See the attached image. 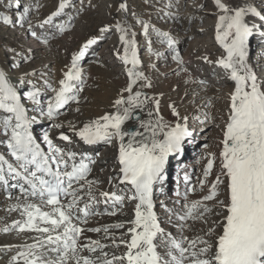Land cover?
Here are the masks:
<instances>
[{"label": "snow or ice", "instance_id": "snow-or-ice-1", "mask_svg": "<svg viewBox=\"0 0 264 264\" xmlns=\"http://www.w3.org/2000/svg\"><path fill=\"white\" fill-rule=\"evenodd\" d=\"M214 2L219 10L216 39L226 52L216 63L230 70L235 88L230 94L228 119L222 129L219 174L208 182L215 161V154L210 153L200 180L202 189L209 183L208 193L186 204L184 214L177 217L181 229L191 230L192 226L186 222L192 220L208 225L207 230L201 229L202 235L178 240L161 227L154 211V185L163 182L169 157L183 151L184 142L192 132L188 117L181 116L175 104L169 107L178 119L169 123L161 115L159 98L134 90L137 86L151 88L152 83L138 69L141 61L137 53V33L130 25L116 22L115 30L120 33L123 46L121 59L125 65H130L128 83L113 103L116 111L90 121L78 131L70 123L69 129L88 145L118 141L119 173L117 183L112 186L119 189L124 185L120 194L102 190V182L90 178L96 162L92 157L57 146L47 132L43 135L47 150L41 146L32 130L36 117L29 115L22 101L23 94L12 83L8 71L0 67V112L3 113L0 115V145L5 149L0 152V187L9 199L16 201L8 210L20 211L25 217L3 231L16 229L21 233L38 234L32 244H25L24 250L11 258L10 264H18L20 260L23 264H264V84L247 63L249 40L257 27L249 17H258L264 22V11L251 3L233 6L224 0ZM71 6V0H57L54 11L34 22L32 8L24 0H6L0 7L15 9L19 15L5 14L0 16V21L13 29L19 27L37 42L47 45L55 37L38 33L36 29L54 26L58 33H66L68 27L56 26L55 21ZM117 10L125 15L130 11L125 0H121ZM36 13L38 16L39 6ZM137 22L144 36H149L152 26L139 17ZM109 31H112L111 25L100 28V32ZM156 31L161 43L175 51L177 41L166 31ZM95 43V39H89L71 56L67 71L58 81L59 86L51 89L54 96L47 102L46 110L40 106L39 88L34 85V90L27 92L28 99L37 106L34 111L56 120L67 105L79 103V94L86 83L82 61ZM11 51L16 54L15 49ZM20 59L30 58L21 55ZM174 59L183 64L179 52ZM31 75L35 76L36 72ZM17 79L24 82L23 77ZM145 112L148 118L142 119L141 113ZM128 122H133L131 129L125 127ZM54 127L60 129L64 125L55 123ZM59 138L72 143V138L64 132ZM184 179L189 178L186 175ZM109 184H112L111 179ZM128 186L132 194L127 199L136 201L134 218L128 221L130 226L119 238L110 234V229H122L123 223L102 228L82 226L87 225L91 217L117 215V207L123 208L126 198L123 193ZM9 188L17 189L19 195L14 197ZM222 193L224 198H221ZM101 203L105 206L103 212L98 210ZM211 216L217 219H210ZM101 231L110 243L84 235ZM121 246L125 251L120 254L106 250ZM158 247L165 249L163 254Z\"/></svg>", "mask_w": 264, "mask_h": 264}, {"label": "rangeland", "instance_id": "rangeland-1", "mask_svg": "<svg viewBox=\"0 0 264 264\" xmlns=\"http://www.w3.org/2000/svg\"><path fill=\"white\" fill-rule=\"evenodd\" d=\"M228 1L231 0H224L226 3ZM4 2L6 0H0V4ZM24 2L32 8L34 22L45 18L55 10L57 5V0H24ZM120 2L121 0H71L72 6L66 9L65 14L55 21L56 26L63 24L68 27L69 30L66 33H58L54 26L36 29L38 33L42 32L44 35L55 37L50 39L47 45L37 42L19 27L13 29L0 21V66L5 67L9 75L14 76L16 86L21 85L19 91L23 94L22 101L26 107L29 106L28 103L32 102L26 98L27 92L33 90L35 85L36 88L40 89V92L45 93L40 96V99L41 103L43 102L41 106L45 107L46 110L47 102L54 96L51 89L59 86L56 77L62 76L66 66L70 65L71 56L74 53L79 51L89 39H95L96 43L88 48L86 57L82 61L83 68H87L86 66L89 64L94 67L88 73L83 91L79 94V103L72 102L67 105L62 110L63 114L56 120L41 116L34 110L32 115L30 114V116L36 117L34 124H37L36 128L39 129V132L46 129L52 139H56L61 132H64L72 138V149L80 147L83 153H88L83 146V141L78 136L74 137L75 133L65 130V124L71 121L78 126L80 125L81 117L85 115L86 108L94 102L92 92L109 90L112 88L111 85L115 83V90L118 91L128 83L127 70L130 65H125L121 59L123 46L119 40L120 33L115 30V24L116 22H123L130 25L132 30L137 33V53L138 59L141 61L138 69L143 71L152 83L151 88H139L137 86L134 90H140L150 97L159 98L160 105L166 108H170L169 105L171 104H181L180 114L188 117L187 124L192 136H194L186 138L183 150L191 154L192 149H194L195 152L190 159H194V154L197 157L199 155L202 157L199 158L201 165H194L198 175L192 180V183L200 182V169L207 161L203 157L206 155L205 151L209 154H215L212 174L208 177L210 183L220 171L222 129L228 119V97L235 88V82L230 79L228 70L216 63L221 55H225L216 43L213 37L214 33L212 35L219 10L216 8L214 0H125L130 10L125 15V13L117 10ZM246 3H251L258 10L264 11V0H247ZM169 4L172 7H167ZM37 6H39L38 16L36 13ZM5 14L18 16L19 12L15 9L0 7V16ZM138 17L152 26L149 36H144L142 27L137 22ZM255 18L257 27L254 29V36L249 40L247 61L264 84V35H261L264 33V22H261L258 17ZM104 25H111L112 31L100 32V28ZM157 29L168 32L177 41L175 51L161 43ZM12 49H15L16 54L11 51ZM156 52H159L160 55L156 56ZM176 52H179L182 57L183 64H178L174 59ZM21 55L30 59L22 61ZM213 67L221 69V71L219 70L220 73ZM42 68H46L48 74L41 77ZM183 69H187V72ZM33 71L36 72L35 76L31 75ZM26 72L29 73L28 76L24 75ZM17 77H23L24 82L21 83ZM45 81H47V85ZM192 83L196 86L195 100L192 98L194 93L189 91ZM209 101L211 102L210 105ZM35 107L37 106L35 105ZM77 108L79 111L76 110ZM178 111H180L179 108ZM162 116L169 123H174L178 119L171 111H169V116L165 117L164 114ZM55 123H62L64 127L57 129L54 127ZM41 134L43 135V133ZM85 145L95 152V156L94 154L91 156H94L96 161L98 160L96 167H99L101 172L98 179L101 178L100 188L103 189L102 187L106 186L110 180H106V177L115 172L117 167L107 166L101 157L111 154L115 150V139L111 143L101 142ZM61 147L67 149L64 145ZM173 157L174 155L170 156L169 160ZM209 183H206L203 189L200 188V185H196V191L207 192ZM165 188V194H169L167 192L169 188L166 186ZM128 192L129 190H125L123 193L126 198L129 195ZM168 196V199L172 198L170 194ZM195 196L193 195L191 198L192 201L198 200V197ZM155 198L160 203L161 208H159L163 210L164 201L167 199L162 193L157 194ZM221 198H224L223 193ZM206 203L211 205V202ZM174 204L180 205V202L176 199L173 206ZM128 208L129 205L124 203L122 209L127 211ZM179 208L180 206L176 207V209ZM98 209H102L101 212L104 211L103 208L98 207ZM169 219L170 215L167 212L161 220V227L168 229L165 231L166 233L173 229V227H169ZM1 232H4L3 229ZM13 232H6L3 235H10V238H13L14 235L20 234L16 231ZM19 236L21 237V234ZM5 238L9 239L8 237ZM2 259L0 255V264L3 262Z\"/></svg>", "mask_w": 264, "mask_h": 264}, {"label": "bare ground", "instance_id": "bare-ground-1", "mask_svg": "<svg viewBox=\"0 0 264 264\" xmlns=\"http://www.w3.org/2000/svg\"><path fill=\"white\" fill-rule=\"evenodd\" d=\"M246 2H247V0H231V1H228V3L233 5V6H236L238 4L242 5V4L246 3ZM218 13H219V11H218ZM249 20H250V22H254L255 24L257 22L256 18L251 17V16L249 17ZM217 22H218V19H217ZM216 24H215V26L213 28L214 32H212V35L214 33L213 37H214L216 43L219 45V48L224 51L223 47L220 45V43L216 39ZM248 52H249V47H248ZM224 53H225V55L224 54H223V56L221 55L219 57V59L221 57L226 56V52L225 51H224ZM247 63L252 68V65L248 61H247ZM89 65L86 66L88 69L82 67L83 70H84V79L85 80L87 79L88 73L90 72L91 68L94 67V66L90 65L91 67L89 68L88 67ZM0 67H3V66H0ZM3 68H5V67H3ZM213 68L215 70H217V72L220 73L221 69H219V68L216 69L215 67H213ZM5 70L7 71L6 68H5ZM41 70H42L41 73H43L41 75V77L44 76V74H46V75L48 74V70L46 68H42ZM66 70H67V67L64 70V72ZM228 72L230 74V70H228ZM9 76L11 78L12 83L15 85L14 76L13 75L12 76L9 75ZM229 77H230V75H229ZM56 78H57V83H58V81L63 78V74H62V76H59V77H56ZM259 81H260V79H259ZM115 85H116V83L112 84L111 85L112 88L109 89V90H104L102 92L96 90V92H92L91 95H94V102H92V104L89 107L86 108L85 115L83 117H81L82 119L80 120L81 121L80 125L78 126L77 124H74L73 122L69 121V123L67 122L65 124V130L66 131H71L69 129V124L71 123L72 125H75V128L78 131L85 124L89 123L90 121H93V120L103 116L106 113L115 112L116 109L113 108V103L118 98V94L120 93L121 89L123 88V87H121V89H118V91H117V90H115ZM15 87L16 88L18 87L17 89L19 90L21 85H19V86L15 85ZM195 88H196V86L192 83L191 87L189 89V91H192L194 93V95L192 96V98L194 100L196 98V89ZM33 90H31V91H33ZM43 94H45V93L44 92H40V96H43ZM125 95H127V93H125ZM26 98L28 99L27 95H26ZM229 98H230V95L228 97V102L230 103V99ZM28 104H29V106H27L26 108L28 109V113L30 115L33 112V110H34L35 105L33 104V102L28 103ZM175 106H176L177 109L179 108V110H180L179 112H181V109H182L181 104L180 103H177V104L175 103ZM148 107L151 108L152 104L149 103ZM169 111H171L170 108H166L165 106H161V115L164 114L165 117L169 116ZM0 114H3V113L0 112ZM141 116H142V119H147L148 118L147 115H146V112L145 113H141ZM87 118H91V119H87ZM36 125L37 124H33L32 128H35ZM125 127H128V129L132 128L133 127V122H128L125 125ZM41 128H44V127H41ZM42 130H45V131H43V132L41 131L40 133H37V134H39L40 140L43 141V135L46 132H48V131L46 129H42ZM71 132L73 134L75 133L74 131H71ZM41 133H43V135ZM40 134L42 136H40ZM76 136L77 135L75 134L74 137H76ZM59 137H60V134H59V136L56 139L55 138L53 139V142L57 146L61 147V145H64V147H66L67 149L75 151L78 154L79 153H83V150H81L82 148L76 147V148L72 149L73 146L71 144H69L66 141L61 140ZM192 137H194V136H192ZM189 139L193 140L192 138H189ZM43 144H44L45 149L47 150V145L44 142H43ZM83 146H85V149L88 151V153H83L86 156H91V155H93L95 153L93 149L87 148V146L85 145L84 142H83ZM202 149H204V148H202ZM4 150H5L4 146L0 145V152H3ZM90 150H93V152L92 151L90 152ZM189 150L191 152L190 148H189ZM183 151L184 152L182 154L181 153L175 154V156H176L174 158L175 160H173L171 163L169 162L166 165L165 173H164L165 179L163 180V182H157V184L154 185V190H153L154 211L156 212L159 221H160V219H161V217H162L164 212H168V213L171 214V218L168 221L169 224H170L169 227H171V226L173 227V225H172L173 222L176 223V226L173 228V230H170L171 232H169V233H171V235L174 236L178 240L181 239L184 236L193 237V236H195L197 234H201L202 235L203 233H202L201 229L207 230V227H208V225H205V224L201 223L200 221H192V220H189V221L186 222L188 225L192 226L191 230H189L187 227L181 229L178 226L181 222L178 220L177 217L179 215H183L184 214V212L186 211L185 205L192 201L191 198L193 197V195H196L195 197H198V200H200L209 191V190H207V192L206 191L197 192L196 191V185H200V182L197 183V184L190 183L185 188H182L181 185H184V182L182 180H180L179 183H183V184H179V183L176 182V185L177 186H181V187H176L175 190L172 187H170V185H171L170 176H172V174L175 173V171H177L179 169H183L184 171H188V170L190 171V167L187 165L185 160L191 154H189V152H187L186 150H183ZM204 153L206 155L203 156V157H205V159L207 161H206L205 164H203V166H201V175H200L201 177L199 178L200 180L203 179L204 169H205V167H206V165L208 163V159L211 158L209 156V153H206V151ZM94 156H95V154H94ZM94 156H93V158H95ZM117 156H118V141L115 140V150L111 154L102 156L101 159H103L104 163L107 166H109V167L110 166L118 167V170L115 171V172L110 173L106 177V180L107 179H112V184H109V183L106 184V186L102 187L103 188L102 190H104V191H117L118 194H120V190H123L125 188V186L124 185H120L119 189H117V188L112 186V185L117 183L116 177H118V173H119V164H118ZM194 158H195V160H197L199 158L201 159L202 157L199 155L198 157L196 156ZM181 159H183V161H181ZM198 164L201 165L200 164V160H199ZM101 167L102 166H100V168ZM99 170L100 169H97V172H95V173L101 175V172ZM12 183H14V182H12ZM165 186L167 188H169L167 190V192H169V194L171 195L172 198L168 199V197H169L168 195L169 194H165V197H166L167 200L164 201V207H163V210H161L160 209L161 208L160 207V203H158L155 200V194H157V192H159L160 190H162L163 192L166 193V190H164V189H166ZM179 188H181V189H179ZM200 188H201V186H200ZM9 190L13 191V196L14 197L19 195L17 189L9 188ZM16 191H17V193H16ZM174 192H175V194L173 195ZM185 193H187V199H185ZM129 195H130V193H129ZM100 199L102 200L103 198L101 197ZM176 199H177L178 202H180V205H179L180 209L179 210H176L174 208V207H176L177 204H174V206H173V203L176 201ZM126 201L127 200L125 199L124 203L129 205V208H128L127 211L117 207V215H115V216L103 215V216H98V217H94V218L91 217L92 219L91 220L89 219L88 224L87 225H82V226L86 227V228H90V227H101L102 228L103 226H107V225H115L117 223H123L124 224V228H122V229H114V228L110 229V234L114 233L115 236L117 238H119L120 234L125 232L126 229L130 226L128 224V221H130V220H132L134 218V208H135L136 201H129V202H126ZM15 202H16L15 199H12L11 201H10V199L8 200V198L6 197V192L4 191V189L2 187H0V255L3 258L2 259L3 262L1 264H10L11 258L13 256H16L18 254V252L23 251L24 250L23 246L25 244H32L34 242V237H36L38 235V234L32 233V232H22L21 233V232H19L16 229H12L9 232H12V231L15 232L16 231V232L21 234V237L19 236L20 234L14 235L13 238H10V235H3L6 232H1L2 229H4L5 227L11 226L14 221H23L25 219V217L21 215L20 211H11L10 212L8 210L10 208V206L12 204H14ZM34 202L38 203V201H34ZM99 207L103 208V209L105 208L103 203H101L99 205ZM164 208H166V209H164ZM44 210H48V209L45 208ZM98 210L102 211V209L101 210L98 209ZM169 210H171V211H169ZM210 219H217V217L211 216ZM217 231H219V229H217ZM84 235L89 237V238H91V239H99V240H101L102 243H110V241L108 239H105V234H104L103 231H101L100 233L86 232ZM5 237H8L9 239L7 240ZM127 238L128 237L125 236V239H127ZM81 239L83 240V237H81ZM157 243L159 244V241H157ZM106 250L115 251V252H117V254L123 253L125 251L123 246H121L119 249L112 248V249H106ZM12 251H13V253H11ZM158 251L163 254L165 249L162 248V247H158ZM86 254L87 253H85V255ZM18 264H23V261L20 260L18 262Z\"/></svg>", "mask_w": 264, "mask_h": 264}]
</instances>
